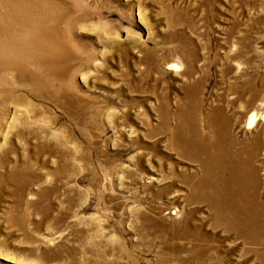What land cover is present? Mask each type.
<instances>
[{"label": "rangeland", "instance_id": "rangeland-1", "mask_svg": "<svg viewBox=\"0 0 264 264\" xmlns=\"http://www.w3.org/2000/svg\"><path fill=\"white\" fill-rule=\"evenodd\" d=\"M52 2L51 70L23 59L33 28L0 38L37 79L0 72V264H264L177 143L220 114L264 199V0Z\"/></svg>", "mask_w": 264, "mask_h": 264}, {"label": "bare ground", "instance_id": "bare-ground-1", "mask_svg": "<svg viewBox=\"0 0 264 264\" xmlns=\"http://www.w3.org/2000/svg\"><path fill=\"white\" fill-rule=\"evenodd\" d=\"M52 1L0 0V38L7 37L3 26L9 23L22 28H33L36 32L32 33L33 39L28 40L30 52L23 59L36 62L35 64L47 61L50 70L51 62L55 60L58 52L54 49L57 48V33H51L48 28L54 21ZM37 29H40V34ZM10 68L19 76H28L37 83L35 75L26 71V66L18 60L4 56L0 50V72ZM217 115L220 119L215 120V126L212 125L209 134L205 135L195 123L189 124L186 120L182 121L177 132V143L179 142L184 151L192 153L202 170L201 176L192 187L191 196L207 202L214 214L215 224L240 233L256 235L264 230V199L260 194V179L253 173L254 170L242 166L245 162L239 155L244 150L240 147L237 150L231 148L236 139L221 128L224 118ZM262 117L264 119V115ZM255 118L256 115L251 113L248 124H252Z\"/></svg>", "mask_w": 264, "mask_h": 264}]
</instances>
